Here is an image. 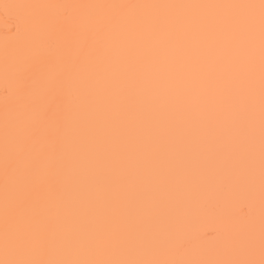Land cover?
I'll list each match as a JSON object with an SVG mask.
<instances>
[{"label":"snow or ice","instance_id":"obj_1","mask_svg":"<svg viewBox=\"0 0 264 264\" xmlns=\"http://www.w3.org/2000/svg\"><path fill=\"white\" fill-rule=\"evenodd\" d=\"M0 264H264V0H0Z\"/></svg>","mask_w":264,"mask_h":264}]
</instances>
